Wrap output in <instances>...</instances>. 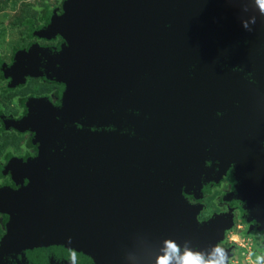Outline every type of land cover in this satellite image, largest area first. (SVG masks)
<instances>
[{
    "label": "water",
    "instance_id": "95a60500",
    "mask_svg": "<svg viewBox=\"0 0 264 264\" xmlns=\"http://www.w3.org/2000/svg\"><path fill=\"white\" fill-rule=\"evenodd\" d=\"M62 9L39 30L62 43L21 51L7 68L14 86L33 79L61 91L56 107L32 101L12 123L34 135L38 155L6 169L15 188L0 191V264H156L169 240L205 257L233 219L200 227L186 199L228 176L231 203L263 224L259 0H64Z\"/></svg>",
    "mask_w": 264,
    "mask_h": 264
},
{
    "label": "flooded vegetation",
    "instance_id": "af4514ba",
    "mask_svg": "<svg viewBox=\"0 0 264 264\" xmlns=\"http://www.w3.org/2000/svg\"><path fill=\"white\" fill-rule=\"evenodd\" d=\"M63 2H64V0H53L54 6L52 8H49L47 10L38 9V11L40 12V20L38 21L39 22V26H38L39 30L47 27V25L49 24V22L51 21L52 18L60 16L62 14ZM26 26L27 25H25V27ZM40 40L41 41L35 40L32 43L33 45H30L31 44L30 43L28 46L17 50L16 53L18 54L21 51L27 52L29 49H31L32 47H35V46L42 47V48L43 47L44 48H46V47H58L62 43V41L60 39H56L55 41H48L45 39H40ZM15 54H14V56H13V58L9 64L5 63L6 65L10 66L11 64L14 63L15 58L17 56V54H16V56H15ZM29 81H40L41 83H43L45 85L53 86L54 90L51 91L49 96H42V97H37V98L31 97L25 103H28L30 106V103L32 101H48L53 105V107H56L58 105L59 93L61 91L60 86H58L56 84L47 83V82H44L42 80H33V79L27 80L26 84ZM26 84H25V86H26ZM20 108L22 109L21 106H20ZM27 113H28V110H27V112H25V114H22L21 116H19L18 118L14 119V120L22 119L23 117H25L27 115ZM4 134H13L15 137L23 140V143L20 146V150L18 152H10L8 154H5L0 159V191L15 188L10 174H8V175L5 174L6 169L8 168V166L11 163L17 162V161H22L23 163H27L29 161L34 160L38 155L37 148L33 145V138H34L33 134H31V133H20V132L16 131L14 128L11 129L9 132L2 133L1 136ZM234 189H235V182L230 176H228L225 180L219 182L217 185H212L209 188V190L203 192L200 195V197H197V198L192 197V196L188 197L186 199V202H187V205L189 207H191V208L195 207V208L199 209V212L196 216V221L200 227L205 225L207 222H209L210 220H212L214 218H221V217L224 218V216L226 217L229 215L233 219V228L235 225V220L239 221L240 224L246 225L247 226V232L246 233L243 232L244 236H247V238L258 242L260 244L259 249H264V223L261 224L259 222L258 218H254V217L253 218L250 217V219L246 218L245 213H244L245 204H243L241 202L231 203V201H232L231 195L233 194ZM210 198H212L213 203H214L213 208H209V206L207 204V201ZM193 213H195V211H193ZM7 220L8 219L4 215L0 214V227H1V232H2L0 234V240L5 235V231H6L5 227L7 225ZM233 228L224 234L223 240L221 241V243H219L217 245V247H220L223 245L222 251H223L224 256H225L224 264H230V261L234 257V246H227L226 244L223 243L226 240L227 234L229 232H231L233 230ZM214 252L215 251L213 250L210 253V255L209 254L206 255L204 258L206 260L214 258V255H213ZM180 253H181V255L183 254L182 251Z\"/></svg>",
    "mask_w": 264,
    "mask_h": 264
},
{
    "label": "rangeland",
    "instance_id": "374dc122",
    "mask_svg": "<svg viewBox=\"0 0 264 264\" xmlns=\"http://www.w3.org/2000/svg\"><path fill=\"white\" fill-rule=\"evenodd\" d=\"M53 6V0H0V60L2 62L9 64L17 50L35 41L27 37V28L24 24L33 21L34 25L38 28V21L40 20L38 9L47 10ZM5 87L6 83L2 82V77L0 76V110L4 115H9L12 119H16L21 115L20 104H24L31 97L49 96L51 91L54 90L53 86L45 85L40 81H29L25 87L16 90L8 96H2ZM22 143L23 140L15 137L13 134L0 136V159L10 152H18ZM207 204L209 208L214 207L212 198L208 199ZM240 225L239 221L235 220L233 230L240 229ZM239 232L243 233L244 230L240 229ZM227 237L228 234L226 239ZM226 245L234 246L233 259H245V264H247L246 258L240 255L245 251V248L240 249L239 244L232 242ZM259 246L258 242L247 238V251H257L259 254ZM251 258L255 259L254 253ZM260 264H264V260Z\"/></svg>",
    "mask_w": 264,
    "mask_h": 264
},
{
    "label": "clouds",
    "instance_id": "9594fccd",
    "mask_svg": "<svg viewBox=\"0 0 264 264\" xmlns=\"http://www.w3.org/2000/svg\"><path fill=\"white\" fill-rule=\"evenodd\" d=\"M260 6L264 7V0H259ZM240 229H243L244 232H247V226L241 224ZM236 229L232 232L228 233L227 239L223 242L224 244H229V242L237 243L240 245L241 248H245V251L242 252L240 255L242 257H245L247 260V264H260L262 260H264V249H259L257 251H247L246 250V240L247 236H244L243 233H240L239 230ZM243 236V239H242ZM166 250L165 254L162 256H159L156 260V264H171L173 260L176 261V264H224L225 256L222 251V246L217 247L214 252V258L212 259H205L201 254L199 253H193L190 250L184 251V253L181 255L179 246L174 241H166ZM254 257L255 259H252L251 257ZM231 264H245V259H233L231 261Z\"/></svg>",
    "mask_w": 264,
    "mask_h": 264
},
{
    "label": "trees",
    "instance_id": "16d2710c",
    "mask_svg": "<svg viewBox=\"0 0 264 264\" xmlns=\"http://www.w3.org/2000/svg\"><path fill=\"white\" fill-rule=\"evenodd\" d=\"M24 25H27L26 26L27 27L26 33H27V37L29 39L41 41L40 40L41 37L39 35V29L34 25L33 21L32 22L29 21ZM30 45H33V44L31 43ZM16 54H15V56H16ZM8 67H9L8 65H6L5 63L0 61V76L3 79L2 81L4 83H6V87H5L4 91L2 92V96H8V95L14 93L16 90L22 88L20 86H14L13 85V82L7 73ZM20 105L22 107L21 115L25 114V112H27V110L29 108V104L24 103V104H20ZM14 121H17V120L12 119L9 115H4L2 113V111L0 110V136L2 133L9 132L11 129H13L12 123Z\"/></svg>",
    "mask_w": 264,
    "mask_h": 264
}]
</instances>
